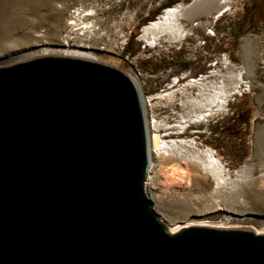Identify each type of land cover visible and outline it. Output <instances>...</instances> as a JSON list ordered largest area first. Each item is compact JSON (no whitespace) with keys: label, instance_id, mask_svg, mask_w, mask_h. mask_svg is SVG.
<instances>
[{"label":"water","instance_id":"obj_1","mask_svg":"<svg viewBox=\"0 0 264 264\" xmlns=\"http://www.w3.org/2000/svg\"><path fill=\"white\" fill-rule=\"evenodd\" d=\"M148 171L129 74L53 55L0 67V264H264V234L170 232Z\"/></svg>","mask_w":264,"mask_h":264},{"label":"rangeland","instance_id":"obj_2","mask_svg":"<svg viewBox=\"0 0 264 264\" xmlns=\"http://www.w3.org/2000/svg\"><path fill=\"white\" fill-rule=\"evenodd\" d=\"M194 1L0 0V67L50 56L43 45H62L75 12H90L95 30L72 42L135 80L150 131L165 142L193 141L194 152L210 149L232 179L243 169L240 182L215 192L212 177L186 155L153 151L144 190L159 218L171 228L206 224L264 234V21L254 0L196 11L181 20L191 32L182 41L153 45L140 37L165 9ZM236 75L238 89L225 107L194 122L199 105L183 104L198 92L187 83L204 77L211 86L222 79L233 86Z\"/></svg>","mask_w":264,"mask_h":264},{"label":"bare ground","instance_id":"obj_3","mask_svg":"<svg viewBox=\"0 0 264 264\" xmlns=\"http://www.w3.org/2000/svg\"><path fill=\"white\" fill-rule=\"evenodd\" d=\"M223 4V0H195L191 4H177L171 8L165 9L163 13L157 18L156 21L149 23L142 29L141 39L149 44L160 45L162 43H174L186 39L191 32L185 28L182 19L189 17L191 14H197L198 10H209L216 7L217 4ZM90 12L76 11L71 17L70 23L68 24L69 31L66 36V41L57 46L55 49H51L50 45L44 44L42 48L43 55H55V56H66L73 58H81L91 61L96 59L88 53V46L83 44H75L72 42L79 35L87 33L88 36L95 30L94 22H89ZM239 75L235 77V83L233 86H228L222 81H218L215 86L208 85L205 82V78L192 80L187 83V87L197 89V96L184 101V106L187 105H199V108L192 111V117L194 122L205 121L206 118L212 115L214 109L221 110L226 105L228 98L233 92L238 89ZM137 86L135 80L133 79ZM184 90V88H183ZM143 104V103H142ZM147 127V122H146ZM148 135V151L151 154L153 151L158 154H165L166 152L175 153L177 156H185L189 159L193 167L202 169L207 175L212 177L215 182L214 191L218 192L220 189L226 188L227 185H233L242 180L244 176L243 169L236 172L235 179H232L229 171L225 169L222 162H220L215 156L213 151L205 149L199 152H194L195 144L191 142H180L176 144L174 142H165L161 140V137L157 133H152L147 127ZM191 153L193 155H191ZM151 165L148 171V181L150 180ZM232 215H237L231 211H227ZM235 212V211H234ZM230 217V216H229ZM196 226H207L206 224H198ZM168 227V226H167ZM210 227V226H208ZM181 226L175 228L168 227L169 231L174 233L180 230ZM184 228V227H183ZM215 228V227H214ZM222 228V227H218ZM182 229V228H181ZM227 229V228H223Z\"/></svg>","mask_w":264,"mask_h":264},{"label":"trees","instance_id":"obj_4","mask_svg":"<svg viewBox=\"0 0 264 264\" xmlns=\"http://www.w3.org/2000/svg\"><path fill=\"white\" fill-rule=\"evenodd\" d=\"M258 2V0H257ZM263 4H264V0H261V2H258L256 3V0H254L253 2V6H254V9H255V13H257L258 17V22L260 21H264V7H263Z\"/></svg>","mask_w":264,"mask_h":264}]
</instances>
